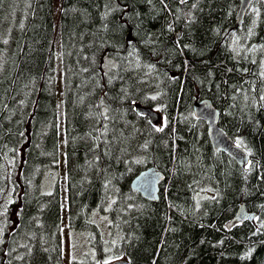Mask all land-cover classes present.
<instances>
[{"label": "trees", "instance_id": "16d2710c", "mask_svg": "<svg viewBox=\"0 0 264 264\" xmlns=\"http://www.w3.org/2000/svg\"><path fill=\"white\" fill-rule=\"evenodd\" d=\"M239 4L0 0V264L63 261L59 190L41 192L58 161V71L68 227L95 247L71 264H264V0L237 25ZM203 98L246 166L211 147ZM151 166L158 201L130 186ZM241 203L253 220L236 221Z\"/></svg>", "mask_w": 264, "mask_h": 264}, {"label": "water", "instance_id": "95a60500", "mask_svg": "<svg viewBox=\"0 0 264 264\" xmlns=\"http://www.w3.org/2000/svg\"><path fill=\"white\" fill-rule=\"evenodd\" d=\"M253 0H240L237 11L236 22L239 24ZM137 112L146 115L152 123L160 119V113L152 108L137 106ZM193 112L197 119L202 120L207 128V136L211 147L215 151L224 152L232 158L240 167L247 165L249 161L248 152L239 146L219 125L220 113L208 98L196 100L193 104ZM165 180V175L155 166L140 171L131 181V189L138 192L143 198L150 201H158L160 198V184ZM256 213L248 212L243 203L239 204L235 219L238 221L253 220ZM109 264H131L127 259L122 258Z\"/></svg>", "mask_w": 264, "mask_h": 264}, {"label": "rangeland", "instance_id": "374dc122", "mask_svg": "<svg viewBox=\"0 0 264 264\" xmlns=\"http://www.w3.org/2000/svg\"><path fill=\"white\" fill-rule=\"evenodd\" d=\"M56 7V6H55ZM57 15V8H56ZM60 65H58V70ZM57 102H58V161L57 167L48 172L42 178L41 182V192L50 193L53 192L57 187L59 190V196L61 200V219H62V252L63 261L62 264H71L73 260L86 261L88 259H93L95 256V247L90 244L91 233L87 231H75L68 227L67 219V191H66V157H65V147H64V130H63V118H64V105H63V86L61 81V74L57 73ZM161 122V118L157 121ZM93 221L99 225L101 229V237L105 243L108 237V219L105 216H101L99 213L95 212L93 216ZM106 253L110 250H105ZM112 253L107 254V264L111 262ZM106 261L100 264H105Z\"/></svg>", "mask_w": 264, "mask_h": 264}, {"label": "snow or ice", "instance_id": "6c2138e0", "mask_svg": "<svg viewBox=\"0 0 264 264\" xmlns=\"http://www.w3.org/2000/svg\"><path fill=\"white\" fill-rule=\"evenodd\" d=\"M157 130H162V129H157ZM117 259H119V257H117ZM105 264H107V261L105 262Z\"/></svg>", "mask_w": 264, "mask_h": 264}, {"label": "bare ground", "instance_id": "6f19581e", "mask_svg": "<svg viewBox=\"0 0 264 264\" xmlns=\"http://www.w3.org/2000/svg\"><path fill=\"white\" fill-rule=\"evenodd\" d=\"M240 24V23H239ZM239 24H237V25H239ZM236 221H238V220H236Z\"/></svg>", "mask_w": 264, "mask_h": 264}]
</instances>
